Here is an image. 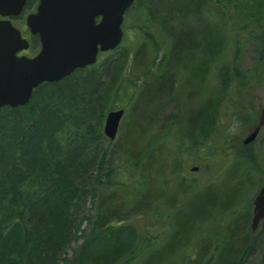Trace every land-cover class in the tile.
Listing matches in <instances>:
<instances>
[{
  "label": "trees",
  "instance_id": "trees-1",
  "mask_svg": "<svg viewBox=\"0 0 264 264\" xmlns=\"http://www.w3.org/2000/svg\"><path fill=\"white\" fill-rule=\"evenodd\" d=\"M37 1L27 0L21 13L12 18L14 24L21 26V16L33 10ZM169 1L154 7L153 0H134L126 10L123 27L132 17L133 30L142 39L133 54L121 46L124 32L121 43L100 53L95 62L58 80L42 81L24 104L0 107V264H151L142 255L153 242L142 245L144 239L151 242V236L144 233L147 228L137 218L156 200L146 194L145 186L152 173L160 172L158 166L147 169L152 158L158 159L153 151L158 135L146 143L143 152L138 148L141 136L129 144L122 141L124 133L117 143L105 136V115L120 91L141 102L138 110L152 109L146 128L157 122L161 106L155 101L166 97L176 106V111L165 116L167 134L176 127L194 144L199 136L206 138L211 148L222 141L238 158L251 160L249 151L233 145L229 133L221 136L225 133L222 117L237 125H251L257 118V111L249 105L230 106L237 101L236 95L243 96L246 84L257 82L256 67L239 68L243 31L252 33L258 60L264 63V0ZM228 7L231 13L225 10ZM196 19L209 29L206 35L196 34ZM152 29L164 37L168 49L146 60L147 45L155 51L160 46ZM229 31L233 37L226 39ZM38 46L37 36L31 35L30 51ZM223 46L231 50L226 63H220ZM178 55H185L190 63L192 59L190 70L184 64L179 71H189L199 83L197 89L208 85V80L216 83L213 89L206 87L203 99L195 98L191 90L188 115L172 95L176 83L168 77ZM129 59L141 69V77L125 78ZM145 60L149 63L144 64ZM188 84L193 86L190 80ZM229 99H234L231 105ZM166 136L160 132L161 140ZM172 163L175 171L178 165ZM120 192L129 206L124 215L119 213L126 206L120 203ZM249 216L246 210L232 218L233 226L238 225L222 236L220 249L216 247L221 239L202 238L200 233L197 237L203 249L199 257L187 258L191 250L186 249V258L178 262L202 264V257L210 251L203 264H264V217L251 230ZM181 241L183 246L188 239Z\"/></svg>",
  "mask_w": 264,
  "mask_h": 264
},
{
  "label": "rangeland",
  "instance_id": "rangeland-1",
  "mask_svg": "<svg viewBox=\"0 0 264 264\" xmlns=\"http://www.w3.org/2000/svg\"><path fill=\"white\" fill-rule=\"evenodd\" d=\"M153 2L154 7L171 3L169 0H153ZM225 10L230 12L231 8L228 7ZM132 20L134 19L130 17L126 22V27L122 26L123 32H126V37L121 46L128 48L133 54L142 39L133 30L134 21ZM20 21H22L21 26H24V16H21ZM15 22H17V19ZM16 25L19 26L18 23ZM237 25L238 23L235 26ZM21 26L19 27L22 28ZM151 32L155 34L156 41L160 46L155 51L152 46L147 45L144 55L146 60L153 59L155 54L156 56H161L168 49V43L164 37L160 36L155 29H152ZM25 37H29L27 33ZM230 37L232 38L233 34L229 31L226 39H230ZM241 39L244 44L241 48L239 68L252 70L256 67L257 82L246 84L243 87V96L240 98V95H236L237 101L234 100L235 98L229 99L228 103L231 105V101L234 100V106H230V109H235L243 104L251 106L257 111V118L251 125L240 123L237 125L230 122V118L222 117L225 133L221 136L223 137L229 133L232 136L231 141H234L233 145L237 149L247 150L251 153L252 158L250 161L238 158L233 148L231 146L226 148L222 141L216 142L213 146L214 148H211L208 146L206 138L199 136L194 144L189 139H186L185 136L180 135L176 127H172L170 136H166V139L162 138L161 140L160 132L167 134L166 128H164L165 124H167L165 123V116L176 111L173 100H168L166 97H163L161 102L159 100L155 101L161 108L156 124L149 128H146V125L147 121H149L148 118L153 116L152 109L138 110L141 102L137 99L130 100L128 93L120 91L117 102L111 108H123L124 110L116 137L113 139L114 143L121 141V133L125 135L122 140L124 144L132 143L141 136L142 139L138 141V148L143 152L146 143H150L152 138L156 134L158 135V140L153 150L154 156L158 159L152 158V163L147 169H154L155 166H158L160 172L150 175V183L145 186V192L150 198L158 200L159 207L162 209L169 208L170 215L167 219L162 218L159 221H156V216H154L153 220L140 219L139 224L142 227L145 226L147 228L146 234L151 236V242L144 239L142 245L153 242L151 247L146 249L142 255L143 259L149 260L151 264H181L178 261L186 258L187 255L184 252L186 249L191 250L188 254L190 256L193 255V259L198 258L203 247H201L202 241L199 243L200 240L197 235L201 233L202 236L200 237L202 238L206 237L207 239L208 236H212L213 240L216 237L221 239L222 236L226 235L229 228L238 225L234 224L233 226L231 223L232 218L238 214L244 215L246 210H249L250 213L248 225L250 223L253 207L252 200L264 183V174L260 171L264 170V63L258 60L256 43L252 33L243 31ZM230 51V47L226 46L225 48L223 46V56L220 63L229 62ZM168 56L170 54L166 55V57ZM185 58V55H178L173 58L176 60V64H174V68L171 66L168 77L170 81L175 80L176 83L172 95H175L178 101L182 102L184 108L181 111L188 115L191 108V104L188 102L190 93L193 91L195 98L197 96L201 99L206 98V87L209 85L210 89H213L215 87L213 84L216 85V83H209L208 80V85H200L201 89H197L195 84L199 85V83L194 82L189 71L188 73L184 69L179 71L180 65L184 66V64H187L186 68H189V70L192 67V59L190 58V63ZM146 60L144 64L149 63ZM140 67H143V65ZM140 71L141 69L135 68L134 63L129 59L125 68V78L129 80L133 79V77H141ZM178 77H181L182 82H180ZM188 80L193 85L192 87L188 84ZM139 83H142L141 78ZM212 92L215 94L216 90H212ZM195 101L200 102V100ZM245 109L247 108L245 107L243 110ZM243 110L240 111L241 114H245ZM261 122V130L255 140L251 142L249 147L244 146L242 144L243 138L255 125ZM118 150L116 149L115 153ZM172 162L178 165L175 171L173 170ZM194 166L195 168L193 169L192 167ZM147 174L143 178L147 177ZM119 195L121 201L126 200L123 192H120ZM154 210L158 214L161 213L159 209ZM231 213L232 216L229 217ZM84 227H87L86 223H84ZM156 235L157 237L154 241ZM186 238L188 241L182 246L181 242L183 241L181 239L185 240ZM211 247H213V244ZM209 252L207 251L205 256L202 257V264L208 257ZM255 262L258 263V260L256 259Z\"/></svg>",
  "mask_w": 264,
  "mask_h": 264
},
{
  "label": "water",
  "instance_id": "water-1",
  "mask_svg": "<svg viewBox=\"0 0 264 264\" xmlns=\"http://www.w3.org/2000/svg\"><path fill=\"white\" fill-rule=\"evenodd\" d=\"M26 1L0 0V107L26 103L42 81L58 80L93 63L99 51L118 45L123 15L134 0H38L25 15L29 32L40 43L31 56L18 54L30 42L11 19L21 13ZM122 114L123 108L106 113L103 132L109 139L116 136ZM260 124L243 138L244 144L256 138ZM252 205L250 228L255 230L264 217V184Z\"/></svg>",
  "mask_w": 264,
  "mask_h": 264
},
{
  "label": "bare ground",
  "instance_id": "bare-ground-1",
  "mask_svg": "<svg viewBox=\"0 0 264 264\" xmlns=\"http://www.w3.org/2000/svg\"><path fill=\"white\" fill-rule=\"evenodd\" d=\"M194 21V20H193ZM197 25H198V27H199V29L198 30H196V34L198 35V36H204V35H206L208 32H209V29L201 22V21H199V20H195L194 21ZM34 89V88H33ZM33 89H32V91H33ZM32 93V92H31ZM170 132H168V134H166L167 136H170ZM195 167V166H194ZM193 168V167H192ZM120 203H124V204H126V201H125V199L124 200H122V201H120ZM119 202H118V204L119 205H121ZM123 204V205H124ZM150 209H148V211H147V213L146 214H143V215H141V216H139L138 217V222H140L141 220V218H144V219H146V220H148V219H151V220H153L154 219V216H156V221H159V220H161L162 218L163 219H167V217L170 215V211H169V208H165V209H162L161 207H159V204H158V200H155V201H153L152 202V204L150 205V206H148ZM129 209V206H124V207H122V208H120V210H119V213H120V215H124L125 213H126V211ZM154 209H159L160 210V212L161 213H157V211L156 210H154ZM152 210V212H150ZM154 210V211H153ZM144 233H147V230H144ZM222 240H224L223 238H221V240H220V242H218L219 243V245L216 247V248H218V249H220L223 245H220V244H222ZM187 258H192L190 255L187 257ZM259 264H261V263H259Z\"/></svg>",
  "mask_w": 264,
  "mask_h": 264
},
{
  "label": "flooded vegetation",
  "instance_id": "flooded-vegetation-1",
  "mask_svg": "<svg viewBox=\"0 0 264 264\" xmlns=\"http://www.w3.org/2000/svg\"><path fill=\"white\" fill-rule=\"evenodd\" d=\"M28 51L27 50H24V51H21L20 53H27L28 55H31V52L29 53ZM98 56H99V54H98Z\"/></svg>",
  "mask_w": 264,
  "mask_h": 264
}]
</instances>
